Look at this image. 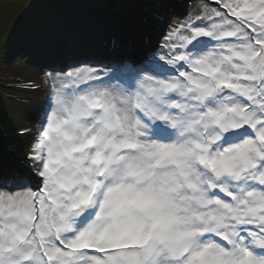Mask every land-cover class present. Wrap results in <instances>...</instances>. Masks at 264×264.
Listing matches in <instances>:
<instances>
[{"label":"snow or ice","instance_id":"obj_1","mask_svg":"<svg viewBox=\"0 0 264 264\" xmlns=\"http://www.w3.org/2000/svg\"><path fill=\"white\" fill-rule=\"evenodd\" d=\"M143 7L138 55L27 45L40 108L0 126V264H264V0Z\"/></svg>","mask_w":264,"mask_h":264},{"label":"rangeland","instance_id":"obj_2","mask_svg":"<svg viewBox=\"0 0 264 264\" xmlns=\"http://www.w3.org/2000/svg\"><path fill=\"white\" fill-rule=\"evenodd\" d=\"M35 2L40 3L44 13L36 23L28 24L32 17L29 5ZM145 3L146 0H9L0 4V126L31 128L40 108L35 97L18 90L24 79L33 75L27 55L31 40L39 37L56 54L58 68L102 59L114 50L138 55L141 49L135 28L149 13L143 7ZM187 3L192 8L196 6V0ZM26 11L18 24L17 19ZM12 147L25 153L28 150L23 139L12 141L9 149Z\"/></svg>","mask_w":264,"mask_h":264},{"label":"bare ground","instance_id":"obj_3","mask_svg":"<svg viewBox=\"0 0 264 264\" xmlns=\"http://www.w3.org/2000/svg\"><path fill=\"white\" fill-rule=\"evenodd\" d=\"M7 1H9V0H0V4H6ZM29 10H30V13L32 14L33 20H32V17H30L29 20H28V24L32 23V22L30 23L29 21H33V23H36L41 18V15H43V13H44V9L40 5L39 2H37V3L35 2L33 4L31 3L29 5ZM91 31H93V34H96L94 32V30H91ZM41 102L43 103V98H41ZM38 111H39V108L36 110V112H38Z\"/></svg>","mask_w":264,"mask_h":264}]
</instances>
